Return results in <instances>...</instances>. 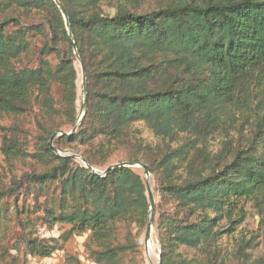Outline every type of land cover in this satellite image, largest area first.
<instances>
[{
	"label": "trees",
	"instance_id": "obj_1",
	"mask_svg": "<svg viewBox=\"0 0 264 264\" xmlns=\"http://www.w3.org/2000/svg\"><path fill=\"white\" fill-rule=\"evenodd\" d=\"M58 1L72 40L53 0H0V114H32L44 133L30 153L44 167L0 187V264H18L11 250L42 258L58 247L57 238L30 232L36 222L68 226L62 242L88 233L96 264H138L132 255L142 249L128 229L146 226L142 176L124 166L100 176L47 144L61 124L76 122L73 44L86 109L76 131L53 145L92 168L146 165L157 185L161 263L221 264L219 241L243 221L244 202L264 225V0H170L141 13L133 0ZM137 123L165 144L145 143ZM5 131L0 152L12 163L28 152L20 133ZM11 214L19 234L7 246Z\"/></svg>",
	"mask_w": 264,
	"mask_h": 264
},
{
	"label": "rangeland",
	"instance_id": "obj_2",
	"mask_svg": "<svg viewBox=\"0 0 264 264\" xmlns=\"http://www.w3.org/2000/svg\"><path fill=\"white\" fill-rule=\"evenodd\" d=\"M169 1L170 0H133L132 7L136 12L141 13L156 9L159 6L168 3ZM30 20L31 18L29 16H20V21L23 23L29 22ZM74 64L78 71L76 95L77 117L79 114L80 103L82 101V95L80 91V73L77 60L74 62ZM60 126L62 128L54 132H68L71 129L69 126L64 124H61ZM134 128L137 131V136L141 137L145 143L155 146H162L165 144V142H163L161 139H158L145 124L137 123L134 125ZM5 129H15L17 133H20V143L22 144L24 150H26L28 153L23 155V158L15 159V161L10 163L0 152V187L10 186L12 181L19 178L23 172H28L36 168L40 170V168L42 169L44 167L41 162H38L40 165L33 163L32 158L30 157V153L34 152L38 148L39 138L44 137L43 130L36 126L32 114H23L19 116L0 114V143L3 134L6 133ZM245 132L247 133V129ZM57 137H59V134L54 137L52 144ZM219 141L220 139L218 135H216L213 140H210V149L213 151L219 150L221 148ZM64 151H68L70 154L73 153L70 148H65ZM121 154V151H116L111 161L120 158ZM113 163L115 164L116 162ZM132 168L142 176L145 184L148 182L151 194L154 199L155 209V203L158 201V195L156 191L157 185L155 183L154 177L149 173V176L146 179L143 175L142 168L139 166H134ZM93 171L101 173L102 169L93 168ZM146 193L148 196L147 189ZM9 200H11V198H9ZM30 200L31 198H28L27 202ZM19 202H21V199ZM243 207L245 211V217L243 221L238 224L233 234L229 236L225 235L219 241L221 247V264H264V225L261 221L262 216L259 214L256 205L250 200L244 202ZM5 222V244L7 246H12L13 242L15 241V236L19 234V229L15 224V217L13 214H11L10 219L5 220ZM67 229L68 226L60 223H56L51 228H48L47 226L36 222L31 227L30 232L32 231L34 235L41 238H57L58 243H56V246L58 247L51 253L50 256L42 258L30 255L24 256L21 253H16L14 250H11L10 254L16 257L15 259L18 264H96L90 258L85 248L88 233L73 235L66 242H62L60 240V236ZM128 230H130L131 234L134 235L135 240L139 243V246L142 249L141 254L136 256V259L135 255H132V258L136 261V263L157 264L156 257L159 253V247L155 236V210L154 227L152 229L151 237L154 255L150 257L145 252L143 243V234L145 228L141 229L137 228L136 225H132ZM188 254L192 255L193 251H189Z\"/></svg>",
	"mask_w": 264,
	"mask_h": 264
},
{
	"label": "water",
	"instance_id": "obj_3",
	"mask_svg": "<svg viewBox=\"0 0 264 264\" xmlns=\"http://www.w3.org/2000/svg\"><path fill=\"white\" fill-rule=\"evenodd\" d=\"M55 2V4L57 5L60 13L62 14L63 20H64V24H65V28L67 30L68 36L69 38L72 40V36H71V32H70V27H69V20H68V16L66 14V12L64 11L61 3L58 0H53ZM73 50H74V56L79 64V73H80V91H81V95H82V101L80 103V107H79V114L76 118V122L75 124L72 126V128L70 129V131L68 132H54L52 133V135L50 136V139L48 141V147L51 148V150L60 155V156H67L70 155V153L68 151H62V150H58L53 144H52V140L54 139V137L59 134L60 135H64V136H70L71 134H73L76 129L77 126L81 120V118L84 115L85 109H86V103H87V81H86V75H85V70L83 67V64L76 52L75 46L73 44ZM72 156H74L75 158H78L83 164L84 166L89 169V170H93V168L88 165L86 163V161L81 158V156L75 152L71 153ZM116 166H124V167H134V166H139L140 168H142L143 171V175L145 176V178L147 179V177L149 176V171L146 167V165L142 164V163H134V162H120V163H115V164H111L109 166H107L105 169H103L101 171V173H97L96 171H93L94 173H97L98 175L102 176L104 174H106L111 168L116 167ZM146 189L148 192V199H149V208H148V214H147V222H146V226H145V230H144V234H143V243H144V248L145 245L149 242L152 241L151 237H152V229L154 227V199L153 196L151 194L148 182H146ZM157 264H162L161 263V259H160V254H157Z\"/></svg>",
	"mask_w": 264,
	"mask_h": 264
},
{
	"label": "bare ground",
	"instance_id": "obj_4",
	"mask_svg": "<svg viewBox=\"0 0 264 264\" xmlns=\"http://www.w3.org/2000/svg\"><path fill=\"white\" fill-rule=\"evenodd\" d=\"M145 252L147 255H149L150 257L153 254V244H152V241H149L146 245H145ZM156 257V256H155ZM157 258V257H156Z\"/></svg>",
	"mask_w": 264,
	"mask_h": 264
}]
</instances>
